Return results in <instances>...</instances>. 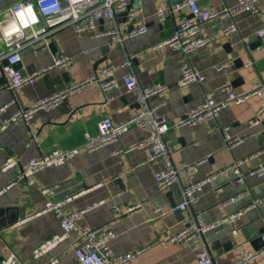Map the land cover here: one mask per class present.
Here are the masks:
<instances>
[{"label": "crops", "instance_id": "1", "mask_svg": "<svg viewBox=\"0 0 264 264\" xmlns=\"http://www.w3.org/2000/svg\"><path fill=\"white\" fill-rule=\"evenodd\" d=\"M16 1L0 0V11ZM196 1L199 7L216 11L235 3L234 0ZM158 6L167 13L163 22H158L155 15ZM168 7V2L143 0L142 13L132 25L145 24V32L125 38L120 44L106 35L89 37L75 33L69 26L61 28L46 39L48 44L52 42L54 50L48 45L24 47L16 68L26 72L41 69L60 52L71 58L68 68H52L38 76L33 84L26 83L15 89H9L4 76H0L3 77L0 107L5 105L0 113L1 126L2 121L19 108L92 75L102 52L105 60L96 71L108 63L116 66L113 89L102 92L95 83L87 84L55 109L38 110L28 121L17 118L0 129V261L13 254V264H47L51 258L56 259V264H79L73 255L78 233L72 231L44 254L33 255V250L47 238L61 234L57 218L49 211H42L47 202L57 201L64 214L79 212L76 220L79 229H100L106 233L105 248L109 254L141 249L125 264H197L189 248L168 240L182 228V220L189 214L176 212L170 205L180 202V185L185 184L187 178L180 173L178 183L162 192L156 191L153 172L159 164L139 163L144 156L137 144L143 131L131 127L115 142L92 151L81 147L83 132L95 133L99 119L108 117L113 122H122L137 111L134 94L124 86L126 75L135 76L140 85L164 86L150 96L148 102L160 104L159 112L169 119L167 140L177 168L197 163L195 179H201L238 160L242 171L264 165V151H256L261 123L250 126L261 105L257 96L240 104H228L214 118L202 123L174 127L189 109L200 105L205 96L210 95L218 102L224 100L225 94L217 91V87L227 85L239 93L264 81V35L260 38L254 35L264 27V0H256L255 13L226 14L199 25V34L209 41L191 53L187 61L191 68L201 71L204 78L184 86L177 85L183 59L181 51L166 46L153 48L156 42L170 36L177 24L178 15L169 13ZM114 23L121 33L131 29V23L121 15L115 17ZM231 25L235 30L223 35ZM106 27L108 24L100 21V31ZM245 37L247 42L242 41ZM253 42L254 47L249 48ZM228 47L233 50L229 52ZM236 56L241 58V63H233ZM222 64L226 66L215 68ZM59 71L66 72V83L58 77ZM73 109V115L67 119L66 112ZM263 119L264 110L260 121ZM224 127L241 142L228 147L222 134ZM58 148L75 152L64 162L34 172L27 178L32 181L31 185L19 177L27 161ZM9 158L14 160V165L2 170ZM231 178L232 173L227 172L205 183L192 205V210L200 214L205 224H212L204 238L208 246L217 241L218 245L210 251L214 264H235L245 252L253 251L248 241L243 240L240 230L246 228L253 232L264 226V203L255 204L264 198V175L248 176L242 183H233ZM235 211L242 212L239 219L233 223H218ZM227 239H231L234 246L226 249L221 244ZM237 239L241 240L239 247L235 245ZM244 264H264V254Z\"/></svg>", "mask_w": 264, "mask_h": 264}, {"label": "built area", "instance_id": "2", "mask_svg": "<svg viewBox=\"0 0 264 264\" xmlns=\"http://www.w3.org/2000/svg\"><path fill=\"white\" fill-rule=\"evenodd\" d=\"M143 0H17L11 6L0 11V76H4L9 89H15L23 84H33L42 73L55 69H66L71 65V58L68 54L59 53L51 57L49 64L41 69L26 72L22 68H16L20 61V50L24 47L46 46L47 37L54 31L64 27H71L77 34H85L89 37L106 35L114 43H122L125 38L142 34L146 30L145 24L133 26L132 29L121 33L117 29L114 20L116 16L126 12L124 19L132 23L142 13ZM160 3H169V13L177 14L178 21L173 33L156 42L155 47H171L179 49L183 59L180 64L177 85L184 86L188 83L200 82L204 78L201 71L191 68L187 57L197 49L208 43V38L201 36L198 32L199 25L209 19L225 16L226 14L240 13L241 11L257 12L256 0H234V5L226 7L222 11L209 10L197 5L196 0H156ZM187 12V13H186ZM158 22L166 19L165 9L158 6L155 10ZM100 21L108 24L104 30L100 31L98 25ZM235 30L231 25L224 34H229ZM254 35L258 38L264 35V27L256 30ZM247 42L248 38H243ZM125 63H128L126 61ZM222 64L215 68L225 67ZM116 66L111 63L102 66L95 74L87 76L65 86L63 89L54 91L46 96L40 97L25 108H19L12 115L2 121L0 129L7 126L17 118L28 121L32 114L38 110L51 111L58 107L64 100L72 94L81 91L87 84L95 83L100 91L105 92L116 86L114 72ZM127 91L134 94L138 104L137 111L122 122H113L108 117L99 119L96 122V132H83V143L81 147L86 151H92L101 145L112 143L118 140L119 136L131 127L143 131L137 147L142 150L143 158L139 162L147 166L159 164L153 172V180L157 192H162L166 188L178 183L179 174L183 173L187 182L180 185V202L175 208L187 211L189 214L182 220V228L169 237L170 242L182 243L195 255L197 264H214L207 242L204 238L206 231L212 224H205L198 212L192 210V205L197 201L205 183L212 182L216 177H221L227 172L232 173L233 183H242L248 176L264 175V165L258 164L255 168L242 171L241 161L220 168L209 175L195 179L197 163L187 164L177 168L172 161L167 140V131L170 122L166 114L159 112L160 104L150 105V96L161 91L164 86L154 83L150 85H140L135 76L126 75L123 78ZM225 94V99L218 102L207 95L200 105L188 110L181 117L174 127L188 124L196 125L215 117L216 113L228 104H240L251 96L261 99V105L255 111L250 121V126H255L260 122V115L264 110V81L244 92H235L231 87L225 85L216 88ZM12 102V101H10ZM5 109V105L0 107V113ZM224 141L228 147L241 142L237 136L228 133V128H222ZM75 150H63L58 148L52 152L41 154L36 158L27 161L25 169L21 171L19 177L27 180L34 172L45 168L53 163L66 161ZM14 160L9 158L2 166V170L14 165ZM32 184L31 180H27ZM1 193V191H0ZM264 198L259 199L255 204H263ZM60 202L49 201L42 209L43 212H51L58 220L61 234L52 235L33 250L34 257L44 254L62 239L69 236L70 232L78 233V243L73 248V255L79 264H125L141 249H136L119 255H112L105 248L107 239L106 233L100 229H79L76 220L79 212L64 214ZM174 209V208H172ZM162 213L160 208L156 209ZM169 210H171L169 208ZM241 211L228 214L218 223H233L240 218ZM24 220V219H23ZM22 221V220H19ZM235 233V231H233ZM264 254V249L257 251H247L235 264H244L247 261ZM14 255L11 254L0 261V264H13ZM56 259L51 258L47 264H56Z\"/></svg>", "mask_w": 264, "mask_h": 264}, {"label": "water", "instance_id": "3", "mask_svg": "<svg viewBox=\"0 0 264 264\" xmlns=\"http://www.w3.org/2000/svg\"><path fill=\"white\" fill-rule=\"evenodd\" d=\"M125 13L126 12H124V13H122L121 14V16H123L124 17V15H125ZM132 27H133V25L131 26L130 25V28L132 29ZM250 40H252V37L250 38ZM48 45V48L50 49V50H54V46H53V44H52V42H50L49 44H47ZM225 45L226 46H228V42H226L225 43ZM254 42L253 43H251L250 45H248L249 46V48H251V47H254ZM53 48V49H52ZM229 49H228V51L229 52H231L232 50H233V48L231 47H228ZM102 58H100L99 60H97L96 62H95V64H94V66H93V68H94V72H93V74H95L97 71H96V68H97V66L101 63V62H103L104 60H105V58H104V52H102V56H101ZM240 60H241V58L239 57V56H236L234 59H233V63H236V62H240ZM241 63V62H240ZM19 63H17L15 66H17ZM58 77L59 78H61L62 79V82L63 83H66L67 81H68V76H67V74H66V72H60L59 71V74H58ZM3 77H0V81H3V80H1ZM64 88V86H62L61 88H58L57 89V91L58 90H60V89H63ZM74 109L73 110H70V111H68V112H66V114H67V119H70V116H72L73 115V113H74ZM260 123H261V130L259 131V137H257L258 139H259V146H258V148H257V152H263L264 151V119L263 120H261L260 121ZM170 205H171V207L172 208H174L173 210L174 211H176V212H180V210L179 209H177V208H175V206H176V204L174 203V202H171L170 203ZM241 232H240V234H241V236H242V238H243V240H246V241H248V243L250 244V246H251V248H252V250L253 251H257V250H259V249H262V247H264V226H262V227H259V228H257L255 231H253V232H250V231H248L246 228H242L241 230H240ZM237 241L238 242H236V246H241V240L240 239H237ZM218 244H217V241H214V242H212L211 243V245L210 246H208V248H209V251H211V249H214V247L215 246H217ZM222 245V247L223 248H231L232 246H234V243H232V241H231V239H227L226 240V242H224L223 244H221Z\"/></svg>", "mask_w": 264, "mask_h": 264}]
</instances>
